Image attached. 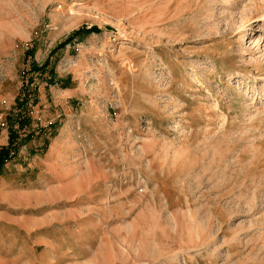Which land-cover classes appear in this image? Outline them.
I'll use <instances>...</instances> for the list:
<instances>
[{"label":"rangeland","instance_id":"obj_1","mask_svg":"<svg viewBox=\"0 0 264 264\" xmlns=\"http://www.w3.org/2000/svg\"><path fill=\"white\" fill-rule=\"evenodd\" d=\"M8 148L0 264H264V0H0Z\"/></svg>","mask_w":264,"mask_h":264},{"label":"crops","instance_id":"obj_2","mask_svg":"<svg viewBox=\"0 0 264 264\" xmlns=\"http://www.w3.org/2000/svg\"><path fill=\"white\" fill-rule=\"evenodd\" d=\"M25 196H28V195H24V196H22V198L23 197H25ZM30 197H31V195H30ZM28 198H29V196H28ZM26 199V198H25ZM37 226V225H36ZM36 226H32V224L31 223H23V222H20L19 224H18V228H19V230L21 231V232H24L23 234L24 235H26V238L27 237H30L31 235H32V230H33V228H35ZM26 232V233H25ZM29 236H28V235ZM38 242V241H37ZM38 244V243H37ZM30 251H26L25 249H23L22 248V245H21V247H20V249H18V251H17V253H16V258H19L20 260H21V264H36L35 262H34V260H32V261H28V260H25L24 262H23V257L25 256V254H27V253H29ZM32 252V251H31ZM64 257V256H63ZM63 259H61V258H59L58 259V261H56L55 263H47V264H60V263H58V262H60V261H62Z\"/></svg>","mask_w":264,"mask_h":264},{"label":"trees","instance_id":"obj_3","mask_svg":"<svg viewBox=\"0 0 264 264\" xmlns=\"http://www.w3.org/2000/svg\"><path fill=\"white\" fill-rule=\"evenodd\" d=\"M94 31L96 33L100 32L98 29H94ZM8 154H9V148L7 150H3V152H0V172H1V168L3 166L4 160L8 156Z\"/></svg>","mask_w":264,"mask_h":264}]
</instances>
